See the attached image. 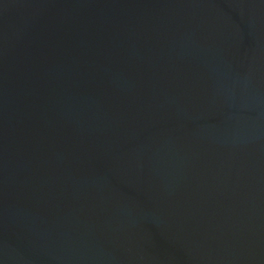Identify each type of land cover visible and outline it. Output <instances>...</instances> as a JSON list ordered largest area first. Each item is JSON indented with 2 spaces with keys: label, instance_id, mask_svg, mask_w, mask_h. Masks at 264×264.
Listing matches in <instances>:
<instances>
[{
  "label": "water",
  "instance_id": "95a60500",
  "mask_svg": "<svg viewBox=\"0 0 264 264\" xmlns=\"http://www.w3.org/2000/svg\"><path fill=\"white\" fill-rule=\"evenodd\" d=\"M0 264H264V0H0Z\"/></svg>",
  "mask_w": 264,
  "mask_h": 264
}]
</instances>
